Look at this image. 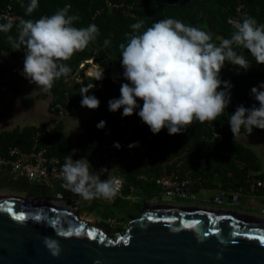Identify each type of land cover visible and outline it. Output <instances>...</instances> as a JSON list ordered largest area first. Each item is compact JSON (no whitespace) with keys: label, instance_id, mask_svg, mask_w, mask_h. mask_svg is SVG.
<instances>
[{"label":"trees","instance_id":"1","mask_svg":"<svg viewBox=\"0 0 264 264\" xmlns=\"http://www.w3.org/2000/svg\"><path fill=\"white\" fill-rule=\"evenodd\" d=\"M28 2L29 0H0V14L11 4L12 9L21 16L14 21L10 31L0 32V78L4 73L2 54L4 51H12L16 46L18 36L16 25L21 18L35 20L41 16H50L66 4H70L69 14L79 17L73 22L74 26L87 27L95 23L99 27L97 40L76 51L65 62L70 65L71 73L67 77L55 80L53 86L49 88L54 95L52 105L54 111L63 109L66 112L81 105L83 97L79 91L83 84L76 82L72 85L68 80L80 70L82 63H85V67L82 68L84 75L90 66L88 61L94 58L103 68L107 91L103 92L101 88L94 87L91 94L94 93L100 99L98 108L112 113L108 107L111 93L119 90L117 82H128L123 76L122 50L119 45L127 42L128 37L125 33L133 32L130 25L139 19L144 20L140 30L143 31L159 19L173 17L210 32L217 44L235 31L233 25L229 23L230 20H242L246 15H250L264 24V0H39V7L30 15L25 12ZM105 39L111 41L107 47L104 46ZM236 50L242 52L252 65L246 70L238 69V65L226 61L220 75L222 79L230 80L234 87L231 89L230 104L215 120L204 122L194 120L187 129L176 134H169L166 127L159 133H153L150 126L138 115L139 109L125 116L124 126L115 118L107 120L103 129L97 127L98 122H89L85 124V133L80 137L83 156L92 157L98 162H101L104 155L115 161H123L133 153L126 174L130 184L127 186H139L148 191L155 190L158 177L172 171H177L182 179L190 177L198 180L193 186L194 192L200 187H218L220 183V188L225 191L248 189L251 171L261 169L260 159L251 148L242 145L236 139L228 117L241 104L246 107L259 105V101L251 94V89L264 81V63H256L247 49ZM138 102L142 106L141 98H138ZM130 126L131 133L126 137ZM253 130L264 133V129L258 127ZM37 132L41 135V145L47 147V154L58 156L63 165L69 151V136L62 123L51 132L43 126L34 125L1 131L0 155L6 154L12 145L20 146L26 151L30 150ZM245 132L248 131L243 127L239 131ZM117 137L124 138L120 143L122 147H115L110 151L109 146ZM134 141L138 144L129 147ZM258 177L264 178V174ZM119 231H125V226H121ZM110 232L115 234L113 229Z\"/></svg>","mask_w":264,"mask_h":264},{"label":"clouds","instance_id":"2","mask_svg":"<svg viewBox=\"0 0 264 264\" xmlns=\"http://www.w3.org/2000/svg\"><path fill=\"white\" fill-rule=\"evenodd\" d=\"M38 7L39 0H29L25 12L30 15ZM70 8L66 4L54 14L35 20L21 18L16 25V49L23 48L26 53L22 75L45 89L51 88L55 80L67 77L72 69L65 62L99 36L95 23L74 26L79 17L70 15ZM14 23L10 18L0 17V32L10 31ZM229 23L235 31L218 44L210 32L173 17L159 19L143 31H140L143 19L131 24L134 31L125 33L127 42L119 45L123 76L128 82L122 83L118 98L108 101L109 110L122 108V115L129 116L139 109L138 115L153 133L166 127L169 134H176L194 120H215L230 104L234 87L220 75L226 61L238 65V69L246 70L252 65L236 49H247L256 63H264V24L250 15ZM110 44L109 39L104 40L105 47ZM92 75L93 81L83 85L79 92L83 97L81 105L95 109L101 101L94 93L89 94V90L96 87L95 80L103 79L104 71ZM251 94L259 105L241 104L228 117L234 136L242 127L248 133L257 127L264 129V81L253 86ZM138 98L143 100L142 106ZM106 124V120H100L97 127L103 129ZM137 144L134 141L129 147ZM114 147L122 145L116 141ZM106 172L107 177L102 178ZM62 175L65 186L84 199L111 200L121 186L120 179L107 168L92 173L88 159H73L71 155L65 158ZM43 243L54 256L60 255L62 246L57 239L45 236Z\"/></svg>","mask_w":264,"mask_h":264},{"label":"water","instance_id":"3","mask_svg":"<svg viewBox=\"0 0 264 264\" xmlns=\"http://www.w3.org/2000/svg\"><path fill=\"white\" fill-rule=\"evenodd\" d=\"M0 183L33 193L29 199L0 191V264H264L260 239L264 219L234 209L179 206L164 200L152 202L157 208L146 209L145 199L139 217L130 220L125 231L112 234L80 217L75 212L80 198L74 199L75 192H64L58 183L9 179ZM234 197L240 199L225 190L216 194L227 204H237ZM45 199L62 201L69 208L41 202ZM19 213L24 219H17ZM45 236L60 242L59 256L43 243Z\"/></svg>","mask_w":264,"mask_h":264},{"label":"crops","instance_id":"4","mask_svg":"<svg viewBox=\"0 0 264 264\" xmlns=\"http://www.w3.org/2000/svg\"><path fill=\"white\" fill-rule=\"evenodd\" d=\"M25 54L23 48L16 49V46L12 51H4L2 54L4 73L0 78V132L12 130L16 127L32 125L43 126L46 130L51 132L57 128L59 123H62L66 134L69 136V151L66 156L71 155L73 159H88L90 170L96 171L101 168H107L112 175L123 179L124 182L122 191L123 196L116 195V197L111 200H105L103 198L84 199L77 193H75V195L72 194L74 199L80 198V205L75 209V212L91 223L106 227L110 231L113 229L114 232H118L121 226L124 227L128 225L130 220L139 217L142 211V200H145V198L148 200L150 199L151 202L162 200L156 193V188L162 186L157 183V187H155L153 191L142 189L139 186H127L130 184L127 181L126 174L129 170L133 153L123 161H115L104 155L101 157V162H98L97 159L94 160L92 157L83 156L80 137L85 133V124L89 122L97 123L100 120L107 121L110 118H115L124 126L125 116L122 115L123 109L112 111V113L109 114L100 108L92 109L79 105L67 110L64 115H59L52 107L54 102L53 93L49 89L42 88L30 82L28 78L22 75ZM88 63L90 66L85 70V74L83 75L82 72V68H84L85 65H81L80 70L69 78L68 81L70 84L73 85L76 82H80L83 85H87V83L92 82L94 79L93 75L90 73L91 71L93 73L103 72V68L94 58L90 59ZM94 83L96 87L101 88L103 92L107 91L104 78L102 80H95ZM117 85L120 86L119 90L111 93L110 99L120 96L122 83L117 82ZM91 93L92 89L89 90V94ZM236 139L242 145L251 148L260 159L261 169L258 171H251L252 175L260 176V174H264V133H259L254 130L251 133L238 132L236 134ZM107 174V172L104 173V176L107 177ZM20 181H23V184H25V181L30 180L26 177H22ZM197 181L198 180H194L191 186L192 192H194L193 186ZM31 182L42 185V183L36 181ZM59 186L64 192L72 191L63 183H59ZM220 187L221 183L215 188L200 187L194 192L196 194L195 198L190 196H178L173 197L174 200L172 202L179 206L194 205L207 209H234L238 214L264 219V215L260 212V209L264 205V197L259 194H249L247 189H240L238 191L229 189V191H226L227 194L236 195L240 199L234 197V201L232 202L237 204H227L226 198L222 201L216 199V194L223 190ZM0 191L4 193H16L29 199H31V195L33 194L30 190H25L23 188L8 190L2 183H0ZM205 192H210V194L207 196ZM47 194H49V192ZM48 202L52 204V200ZM80 207H84V209L80 210ZM112 220H115V222Z\"/></svg>","mask_w":264,"mask_h":264},{"label":"built area","instance_id":"5","mask_svg":"<svg viewBox=\"0 0 264 264\" xmlns=\"http://www.w3.org/2000/svg\"><path fill=\"white\" fill-rule=\"evenodd\" d=\"M107 2L112 4L110 1ZM0 17H7L13 21H16L21 16L12 9V5L10 4L7 5L5 9H3ZM81 65L84 66L85 63H82ZM67 102H69V100ZM56 112L61 116L65 114V110L63 109H58ZM131 130L132 126L129 127L126 137L130 135ZM40 136L41 135L39 132L35 134L32 147L28 151L22 149L20 146L12 145L8 148L6 154L0 155L1 179L8 178L12 181H18L22 177H26L30 181H36L47 186H52L55 183L65 184L62 175L61 159L58 156L47 154V147L41 145ZM123 140L124 138L117 137L115 142L119 141L121 143ZM114 148V143L109 146L110 151H112ZM97 172L98 170L92 173ZM102 178L106 177L103 175ZM119 179L121 181V186L117 195L123 196L122 191L124 182L123 179ZM248 182L249 188L247 189V192L249 194H259L264 197V178L252 175ZM156 183L162 186L164 193L167 195H171L173 197H196V194L191 191V186L194 183V180L190 177L183 179L180 178L177 171H172L158 177L156 179ZM48 201L51 200H42V202L50 204ZM52 204L68 209V206L62 201L59 203L52 201ZM260 212L262 215H264V205L260 209ZM112 221L115 222V220Z\"/></svg>","mask_w":264,"mask_h":264},{"label":"rangeland","instance_id":"6","mask_svg":"<svg viewBox=\"0 0 264 264\" xmlns=\"http://www.w3.org/2000/svg\"><path fill=\"white\" fill-rule=\"evenodd\" d=\"M90 73L93 74L92 71ZM7 188H8V190H13L11 187H7ZM156 193L158 194L159 198L164 200V201L172 202L174 200L173 196L167 195L166 193H164V189L162 187H157L156 188ZM205 194L208 196L210 194V192H205ZM83 209H84V207H80V210H83ZM127 227H128V225H125V229Z\"/></svg>","mask_w":264,"mask_h":264},{"label":"snow or ice","instance_id":"7","mask_svg":"<svg viewBox=\"0 0 264 264\" xmlns=\"http://www.w3.org/2000/svg\"><path fill=\"white\" fill-rule=\"evenodd\" d=\"M17 219H24V213H19V215L17 216ZM37 219H39V217H37ZM149 219H151V217H149ZM53 223H55V221H53ZM77 232H79V229H77ZM64 235L70 236V235H72V233L71 232H66V233H64ZM89 235H95V233L94 232H89ZM244 235H247V233H244ZM260 239L262 241H264V237H260Z\"/></svg>","mask_w":264,"mask_h":264},{"label":"flooded vegetation","instance_id":"8","mask_svg":"<svg viewBox=\"0 0 264 264\" xmlns=\"http://www.w3.org/2000/svg\"><path fill=\"white\" fill-rule=\"evenodd\" d=\"M145 199H147V198H145ZM147 201L149 202V203H146L145 205H146V209L147 208H157L158 207V205H154V204H152V202H151V200L149 199H147ZM151 202V203H150ZM63 208V207H62ZM69 208V207H68ZM64 209V208H63Z\"/></svg>","mask_w":264,"mask_h":264}]
</instances>
